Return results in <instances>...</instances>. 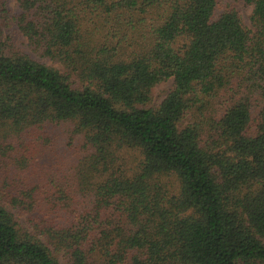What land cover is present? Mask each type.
I'll use <instances>...</instances> for the list:
<instances>
[{
    "label": "trees",
    "instance_id": "trees-1",
    "mask_svg": "<svg viewBox=\"0 0 264 264\" xmlns=\"http://www.w3.org/2000/svg\"><path fill=\"white\" fill-rule=\"evenodd\" d=\"M15 1L0 264H264V0Z\"/></svg>",
    "mask_w": 264,
    "mask_h": 264
},
{
    "label": "rangeland",
    "instance_id": "rangeland-1",
    "mask_svg": "<svg viewBox=\"0 0 264 264\" xmlns=\"http://www.w3.org/2000/svg\"><path fill=\"white\" fill-rule=\"evenodd\" d=\"M220 1H222L223 3H229L230 2V0H220ZM8 4H9V8L11 10V13L13 15L17 14L19 12L15 0H8ZM238 5H239L238 8H239L243 23L246 26H249V16L251 14L252 8L251 7H245L243 4H238ZM12 35L15 36L16 45L21 49L22 52L29 54L32 58L37 59L38 61L46 64L47 66H52V67L57 68V69L61 68L60 65L53 63L49 59L38 57L36 54L32 53L27 46L25 38H23L19 34L16 35L15 33H12ZM171 87H172V81L171 80L164 82V83H161L158 86H156L153 89L154 102L159 103L163 99V97L166 95L168 90H170Z\"/></svg>",
    "mask_w": 264,
    "mask_h": 264
}]
</instances>
